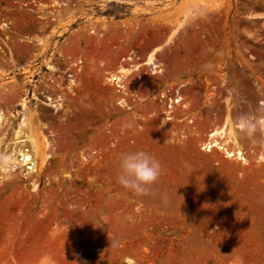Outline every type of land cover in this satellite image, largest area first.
Listing matches in <instances>:
<instances>
[{"label":"rangeland","instance_id":"1","mask_svg":"<svg viewBox=\"0 0 264 264\" xmlns=\"http://www.w3.org/2000/svg\"><path fill=\"white\" fill-rule=\"evenodd\" d=\"M25 1L0 0V181L19 173L0 193V264H264V138L235 125L264 116V0ZM152 50L161 71L143 64ZM119 64L127 104L106 79ZM23 100L51 145L37 189L17 153L3 163ZM226 119L245 160L204 148ZM137 149L162 164L149 195L116 181Z\"/></svg>","mask_w":264,"mask_h":264},{"label":"bare ground","instance_id":"2","mask_svg":"<svg viewBox=\"0 0 264 264\" xmlns=\"http://www.w3.org/2000/svg\"><path fill=\"white\" fill-rule=\"evenodd\" d=\"M56 1L57 0H53L54 3ZM119 1H123V0H119ZM16 2H17V0H15V1L11 0V3H16ZM18 2H19V0H18ZM127 2H129V1L127 0ZM40 5H42V4H40ZM25 7H27V6H25ZM51 8H53V7H51ZM51 10L52 9H50V11ZM54 12H55V10H54ZM251 17H256V16L252 15ZM4 25L7 28H9L8 24H4ZM40 43L44 44L45 42L40 41ZM155 55L156 54L152 50V52L147 54V56L143 62V64L151 65L153 72H157V71L162 70V69H157L159 67V63L157 61V56H155ZM46 65H47V69L50 70L49 72H51V71L56 72L57 67L54 64H51L50 61H48ZM136 65L137 64H134L135 67H137ZM74 69L75 68L73 67L72 70H74ZM129 72H131L130 68H128L122 64H119L116 70L108 72L106 79L108 80V82L110 81L113 83H116V82L118 83L120 80L123 79L125 74H127ZM21 82H22V84L26 83V81H24V80H21ZM70 87L71 86H69V88ZM32 97L39 100V98L36 96L35 93H32ZM45 98H46L45 103L48 105H51L55 111H57L59 108H61L63 106V103L61 101L63 99V97L59 94H57L56 97H53L50 94H45ZM179 98H181V97L179 96ZM262 103L264 104V101H262ZM21 104H22L21 116H20L19 121L16 124V127L14 128V134H13L14 140L12 142H10V143H13V146H11L9 148L8 144L6 142V145L4 146L3 163H4V165L8 166L9 162H12V163L15 162L16 159L13 158L12 156H14L15 153H17L19 155L18 161L21 164L26 165V167H27V172L25 174H27V177L32 178L33 189H37L39 177L41 176L43 169L46 168V165L49 164V159L51 158V154L47 152V149L51 145L45 138L39 142V137L36 134V129L38 127L35 126L33 123V120L35 119V115L37 113L34 115L35 112H30L26 109L27 104H26L25 100H23ZM6 122H8V118H7L6 114L4 113V111L2 110V108H0V133H2L1 129L3 128V126L5 125ZM231 122H232V120H231ZM230 124L231 123L226 119V120H224V123L221 127L212 128L210 133L208 134V137L206 138V141L204 142V148H206V150H212L213 147H217V148L223 150V152L228 157L235 156L239 159L245 160V157L243 156V153H244L243 149L240 148L241 147L240 141L235 137L234 130L232 128H228L230 126ZM5 133L6 132H4L0 136V144L4 142L2 139L5 138ZM26 142H29L30 146H25ZM1 169H2V171L6 172V173L8 172L6 167L1 168ZM10 170H13V168H10ZM31 172L36 173V175L35 176L32 175ZM17 175H19V173H8L5 175V181L4 182L0 181V193L3 191V189L5 187H12L13 186L14 177H16ZM64 175H65V177H72L71 174H69V172L67 174H64ZM73 178L78 180V178L76 176H73ZM83 185H84V183H83ZM49 189H52V186H49ZM79 210L83 211V213L85 212V210L84 209L82 210V208H77V209L76 208H70V209L67 208V213H69V214L73 213L74 214V213L78 212ZM65 211H66V209H65ZM128 261L130 262V259H128ZM7 264H9V263H7ZM13 264H20V263L15 262Z\"/></svg>","mask_w":264,"mask_h":264},{"label":"clouds","instance_id":"3","mask_svg":"<svg viewBox=\"0 0 264 264\" xmlns=\"http://www.w3.org/2000/svg\"><path fill=\"white\" fill-rule=\"evenodd\" d=\"M235 125L243 136L255 138L259 132L264 138V116L242 113L236 118ZM162 172L161 162L147 150L137 149L118 154L116 181L138 196L151 194L152 186L159 181ZM162 199L167 203L170 198L165 194ZM111 245L117 246V241L113 240Z\"/></svg>","mask_w":264,"mask_h":264},{"label":"built area","instance_id":"4","mask_svg":"<svg viewBox=\"0 0 264 264\" xmlns=\"http://www.w3.org/2000/svg\"><path fill=\"white\" fill-rule=\"evenodd\" d=\"M31 3H36L35 0H27L24 2V6H27V8H29L30 10H33V6L34 5H31ZM124 59V58H123ZM128 59H131L128 58ZM75 64V66H73L75 69L73 70V74L76 73V69H77V66L79 68V60H75L73 62ZM79 63V64H78ZM139 77L143 76V71H139ZM129 81H130V78L128 76H124L122 80H120L118 83H113L109 81L110 85L113 87V89L115 90V92L117 93V102L120 104H127V99H128V96H127V93H129ZM166 95L165 92H162L161 93V96H164ZM168 101L166 103L167 107L164 108V115L163 117H166L167 119H171L173 118L174 114H173V107L175 106V104H177V102H179L178 99H176L175 97L173 98L172 96L169 95V97H167ZM172 100H174V102H172Z\"/></svg>","mask_w":264,"mask_h":264}]
</instances>
